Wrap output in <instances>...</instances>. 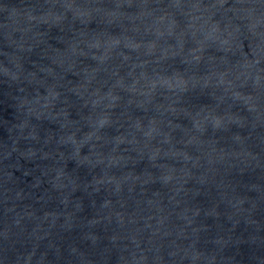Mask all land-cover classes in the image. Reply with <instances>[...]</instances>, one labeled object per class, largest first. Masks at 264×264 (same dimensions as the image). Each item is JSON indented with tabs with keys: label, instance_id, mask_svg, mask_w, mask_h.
<instances>
[{
	"label": "water",
	"instance_id": "obj_1",
	"mask_svg": "<svg viewBox=\"0 0 264 264\" xmlns=\"http://www.w3.org/2000/svg\"><path fill=\"white\" fill-rule=\"evenodd\" d=\"M0 264H264V0H0Z\"/></svg>",
	"mask_w": 264,
	"mask_h": 264
}]
</instances>
